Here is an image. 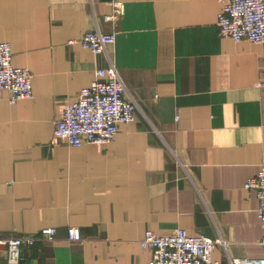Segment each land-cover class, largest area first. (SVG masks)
I'll return each instance as SVG.
<instances>
[{"label":"crops","instance_id":"obj_1","mask_svg":"<svg viewBox=\"0 0 264 264\" xmlns=\"http://www.w3.org/2000/svg\"><path fill=\"white\" fill-rule=\"evenodd\" d=\"M0 0V41L32 72L34 98L0 88V236L54 241L0 264H148V229L222 237L214 257H264L259 196L246 186L264 161V43L220 34L223 0ZM96 26L116 34L107 52L79 42ZM114 62L138 103L116 139L55 138L68 102ZM78 226L83 240H70Z\"/></svg>","mask_w":264,"mask_h":264},{"label":"built area","instance_id":"obj_2","mask_svg":"<svg viewBox=\"0 0 264 264\" xmlns=\"http://www.w3.org/2000/svg\"><path fill=\"white\" fill-rule=\"evenodd\" d=\"M113 13L106 19H114L122 6L121 0L112 2ZM223 9L218 16L220 34L232 37L235 41L247 39L264 43V0H223ZM116 34L96 26L84 34L69 40L79 42L96 54L107 52L115 41ZM13 47L6 40L0 41V88L9 91L12 103L19 99L34 98L32 72L29 68L13 64ZM76 101L68 102L59 111L55 122V138L69 145L84 143L99 145L116 139L121 122L137 117V101L129 95L127 85L119 68L112 61L107 67L96 70V77L86 85ZM246 186L254 188L259 196L258 215L264 219V161L256 176L247 180ZM56 226H44L38 234L0 236V244H7L14 259H21L22 247L34 245L38 241H54L57 238ZM70 240H83L78 226L68 228ZM264 244V236L259 239ZM145 249L151 250L148 264H221L214 257L219 245L225 246L222 237L203 233H190L177 226L171 233H160L148 229L141 240ZM229 264H264V257L232 256L227 252Z\"/></svg>","mask_w":264,"mask_h":264}]
</instances>
